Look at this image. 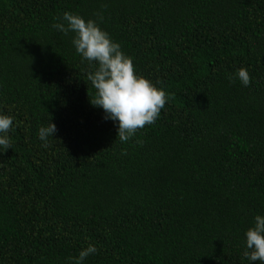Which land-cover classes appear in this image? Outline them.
Listing matches in <instances>:
<instances>
[{"label": "trees", "instance_id": "1", "mask_svg": "<svg viewBox=\"0 0 264 264\" xmlns=\"http://www.w3.org/2000/svg\"><path fill=\"white\" fill-rule=\"evenodd\" d=\"M66 10L165 91L129 141L90 104L73 33L51 28ZM0 109L15 125L0 153V264H70L88 243L83 264H260L242 252L264 215V0H0Z\"/></svg>", "mask_w": 264, "mask_h": 264}, {"label": "clouds", "instance_id": "2", "mask_svg": "<svg viewBox=\"0 0 264 264\" xmlns=\"http://www.w3.org/2000/svg\"><path fill=\"white\" fill-rule=\"evenodd\" d=\"M51 28L64 34L73 33L71 44L82 61L92 69L87 80L93 89L89 102L103 111V118L113 121L116 138L121 143L129 141L136 130L152 124L164 108L167 97L159 82L135 71L132 58L125 54L118 42L100 27L96 20L85 18L79 13L64 11ZM241 85L249 84V75L244 67L235 72ZM13 115L0 109V153L11 147L8 131L14 127ZM56 132L55 124L49 119L37 129L42 147L48 146V138ZM138 144L141 141H136ZM93 243L79 249L70 264H83L90 254L96 253ZM242 255L250 261L264 264V215L256 214L252 224L244 231Z\"/></svg>", "mask_w": 264, "mask_h": 264}]
</instances>
